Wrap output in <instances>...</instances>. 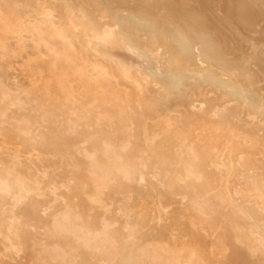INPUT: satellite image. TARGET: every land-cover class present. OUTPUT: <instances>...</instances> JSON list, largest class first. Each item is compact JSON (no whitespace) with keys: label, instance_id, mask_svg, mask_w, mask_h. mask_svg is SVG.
<instances>
[{"label":"rangeland","instance_id":"1","mask_svg":"<svg viewBox=\"0 0 264 264\" xmlns=\"http://www.w3.org/2000/svg\"><path fill=\"white\" fill-rule=\"evenodd\" d=\"M261 12L264 0H0V264H264V202L236 178L229 200L214 159L231 141L222 160L264 190ZM88 26L111 30L97 50ZM170 34L184 52L163 46ZM198 61L222 83L192 78ZM103 144L117 165L97 207L80 187L93 192L86 154L101 163ZM68 207L112 243L52 232Z\"/></svg>","mask_w":264,"mask_h":264},{"label":"bare ground","instance_id":"2","mask_svg":"<svg viewBox=\"0 0 264 264\" xmlns=\"http://www.w3.org/2000/svg\"><path fill=\"white\" fill-rule=\"evenodd\" d=\"M16 4V3H15ZM20 4V2H19ZM261 9V8H260ZM166 13V12H165ZM264 13V12H261ZM44 17V15H42ZM47 16V15H46ZM167 16V14H166ZM41 17V19L43 18ZM50 17V16H48ZM47 17V18H48ZM45 18V17H44ZM213 19V18H212ZM214 20V19H213ZM212 21V20H210ZM44 22V21H43ZM51 22V21H50ZM42 23V22H39ZM121 23V19L117 18V25H119ZM217 23V22H216ZM43 27L44 25H46V23H42ZM40 25V26H42ZM81 25V24H80ZM219 25V24H218ZM48 26V24H47ZM54 26V25H53ZM82 26V25H81ZM85 27V26H84ZM49 28V27H48ZM54 29V27H52ZM41 29V27H40ZM45 29V27H44ZM47 29V28H46ZM52 29V30H53ZM39 30V29H38ZM48 31V30H47ZM49 31H51L49 29ZM54 31V30H53ZM59 31V30H58ZM84 31V30H83ZM39 32V31H38ZM116 32L120 35H122V33L119 31L118 26L116 27ZM41 33V31H40ZM43 33V31H42ZM49 33V32H48ZM86 37H87V43L88 46L94 50H97L98 47H102V43L110 36L111 34V30L109 27H102L100 30L95 28V27H91L88 26L86 28ZM50 34V33H49ZM222 34V33H221ZM45 35V32H44ZM52 35V33H51ZM163 35V34H162ZM225 35V34H224ZM49 36V35H48ZM60 36V35H59ZM39 38V37H38ZM163 38V37H162ZM46 39V38H45ZM54 42V41H53ZM46 43V42H45ZM44 43V44H45ZM79 43V42H78ZM189 43V42H188ZM165 45H169L172 50L174 51L175 54H180L182 52H184L187 49L185 40L182 38L181 40H177L176 38H174L171 34L169 36V39H165L164 40V44ZM191 47V46H190ZM127 48L132 49L136 52H138V50L136 48H133L130 45H127ZM166 50V48H165ZM166 52V51H165ZM199 53V52H198ZM140 56V60H141V67L144 69L145 74L146 75H153L156 78H162L165 74H166V70L163 66V64H159V63H155L156 66L153 68L150 63L146 60V52H143L141 54H139ZM199 66L197 67V69L193 70L191 72V77L194 79H199L202 80L204 82H212V83H219L221 84L222 81L220 78H218V76L216 75L215 71H213L211 68H209L208 66L204 65L202 62L198 61ZM165 64V63H164ZM50 66V65H49ZM181 66V65H180ZM89 67V66H88ZM211 67V66H210ZM103 71V70H102ZM79 72V71H78ZM137 74V72H136ZM53 75V74H52ZM143 75V74H142ZM54 77V76H53ZM264 78V77H263ZM262 78V79H263ZM136 79V78H135ZM136 82V81H135ZM138 83V82H137ZM79 86V85H77ZM137 87V86H136ZM135 87V88H136ZM229 91L233 92L234 94L239 95L240 92H238V89H236L234 86L229 87ZM108 96V95H107ZM108 98V97H107ZM243 98V97H242ZM107 104V103H106ZM235 120V119H234ZM91 124V123H90ZM97 125V124H96ZM100 125V124H99ZM102 126V125H101ZM100 126V127H101ZM103 127V126H102ZM221 127V126H220ZM126 128V127H125ZM103 132V131H102ZM106 133V132H105ZM108 134V133H107ZM109 135V134H108ZM95 136L92 135V137L89 138L90 139H95ZM110 137V136H108ZM235 138V137H234ZM236 139V138H235ZM250 140V139H249ZM252 141V140H250ZM91 142V141H90ZM111 142V141H110ZM109 142V143H110ZM111 144V143H110ZM164 144V143H163ZM250 144V142H249ZM238 145V144H237ZM233 144L231 141H227L223 147V149L214 154V159L215 161H217L218 166L220 167V169H222V171L224 172V194H226V196L229 198V200L234 201L235 197H240L242 194L239 192H232L231 189V183H232V178H236L240 185L242 186V188L244 189H248L249 194H251V196L254 199L260 200L261 202H264V190H260L258 188V186L256 185L255 180L253 179V177L249 176L247 172H245L244 167L240 172H236L234 170V163H232L230 161L231 157H227L230 158L228 159L229 163H225V161L222 160L221 156H222V151L227 150L228 152H231L232 148H233ZM112 149H114L113 146H111ZM103 156H104V160L99 163L96 160V154L92 153L86 154V159H87V165L89 167V176H90V182H92L93 184V192L92 193H87V186H83L80 187V191L86 195V197L88 198L89 204L92 206H99L101 204V194H102V190H103V183L106 180L107 174L108 173H113L116 170V163H117V158L115 157L114 153L112 152L111 148H109V146L107 144H103ZM215 152V151H213ZM202 153V152H201ZM232 153V152H231ZM229 153V154H231ZM226 155V154H225ZM83 156V155H82ZM211 155H209L210 158ZM231 156V155H229ZM84 157V156H83ZM98 157V156H97ZM207 157V156H206ZM223 157V156H222ZM225 157V156H224ZM227 162V161H226ZM239 163V162H237ZM184 165V164H183ZM187 165V164H186ZM240 165V164H238ZM170 166V165H169ZM242 166V165H240ZM187 168V167H186ZM185 168V169H186ZM242 168V167H241ZM240 168V169H241ZM87 178V177H86ZM219 178V177H218ZM223 179V178H222ZM1 181V180H0ZM4 183V182H3ZM21 183V182H20ZM170 184V183H169ZM1 185H2V181H1ZM5 185L7 186L6 182ZM18 185V184H17ZM21 186V185H20ZM168 186V185H167ZM5 187V186H4ZM248 195H244L245 198L251 197ZM198 196V195H197ZM103 197V196H102ZM196 197V196H195ZM194 201V200H193ZM192 201V202H193ZM239 201V200H238ZM191 202V203H192ZM232 206V205H231ZM91 207V206H90ZM95 207V208H97ZM230 207V206H229ZM67 209V208H66ZM199 214L202 215L203 211H202V206L198 205L197 206V210H196ZM195 211V212H196ZM106 226V224H104ZM108 226V225H107ZM111 228V227H110ZM109 227H104L103 228V232L98 234V235H93L92 232H90L87 228H83L79 218H77L72 211L69 209L64 211V212H60L59 214L54 215L53 217V222H52V227L51 230L52 232L58 233L64 237L70 235V233H75V232H81L82 233V241L84 244H88L91 247L95 248L97 251H103L104 249L107 248L108 245H110L112 243V235H113V231L110 229ZM115 244V243H114ZM85 245V246H86ZM47 250V249H46ZM111 250V249H110ZM49 251V250H48ZM47 251V252H48ZM50 253V252H49ZM110 253V252H109ZM55 254V253H54ZM70 254V253H69ZM66 256V255H65ZM52 257V255H51ZM50 257V258H51ZM54 258V257H52ZM57 259H60L62 262L64 261V257L60 254L57 255ZM38 263V262H37Z\"/></svg>","mask_w":264,"mask_h":264}]
</instances>
